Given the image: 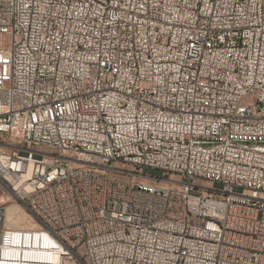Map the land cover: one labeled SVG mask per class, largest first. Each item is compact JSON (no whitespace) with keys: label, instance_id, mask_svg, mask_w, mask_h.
<instances>
[{"label":"built area","instance_id":"built-area-1","mask_svg":"<svg viewBox=\"0 0 264 264\" xmlns=\"http://www.w3.org/2000/svg\"><path fill=\"white\" fill-rule=\"evenodd\" d=\"M0 13V264H264V0Z\"/></svg>","mask_w":264,"mask_h":264},{"label":"bare ground","instance_id":"bare-ground-1","mask_svg":"<svg viewBox=\"0 0 264 264\" xmlns=\"http://www.w3.org/2000/svg\"><path fill=\"white\" fill-rule=\"evenodd\" d=\"M0 20L1 21H9V14L7 13H0ZM13 219H11L12 221ZM14 225H18V224H14Z\"/></svg>","mask_w":264,"mask_h":264}]
</instances>
